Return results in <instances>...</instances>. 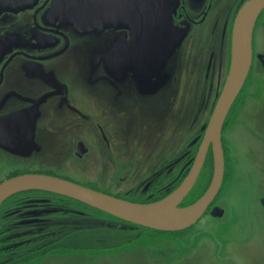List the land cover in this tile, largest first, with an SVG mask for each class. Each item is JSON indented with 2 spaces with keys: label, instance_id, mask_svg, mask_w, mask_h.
Masks as SVG:
<instances>
[{
  "label": "flooded vegetation",
  "instance_id": "flooded-vegetation-1",
  "mask_svg": "<svg viewBox=\"0 0 264 264\" xmlns=\"http://www.w3.org/2000/svg\"><path fill=\"white\" fill-rule=\"evenodd\" d=\"M247 1L177 0L172 24L185 34L184 41L165 68L154 64L150 72L145 66L158 62L141 59L132 51L133 43L142 37L133 28L82 34L55 18L53 0L2 14L0 35L20 36L0 63V184L20 175L47 174L134 202L149 203L170 195L191 173L206 137L231 71L237 13ZM114 4L123 9L126 0ZM263 14L264 9L253 31L252 65L222 127V186L200 219L215 216L216 207L223 210L217 217L226 212L217 201L240 160L231 155L237 145L233 136L258 170L256 183L264 182V122L250 121L254 127L236 118L242 99L250 95L258 111L264 108V86L255 82V67L261 65L264 70L260 58L264 52L255 50ZM117 16L113 14L110 22H126ZM88 41L95 44L86 56L81 55L77 45ZM76 79L83 83H75ZM160 92L163 98L156 96ZM12 113L17 114L4 123L3 117ZM235 119L244 127L228 132ZM31 125L35 126L33 136ZM51 147L62 154L55 164L58 167L40 157ZM214 164L211 143L198 178L180 206L196 202L205 193ZM204 176L207 185L192 198ZM263 198L257 197L264 208ZM84 214L119 220L54 191L13 193L0 204V264H80L71 258L80 251L74 240L101 229L81 225ZM130 224L161 234L193 227L162 231Z\"/></svg>",
  "mask_w": 264,
  "mask_h": 264
},
{
  "label": "water",
  "instance_id": "water-1",
  "mask_svg": "<svg viewBox=\"0 0 264 264\" xmlns=\"http://www.w3.org/2000/svg\"><path fill=\"white\" fill-rule=\"evenodd\" d=\"M39 1L0 0V16L4 13L31 9ZM112 1L111 6L109 0H53L52 11L56 14V19L82 34L92 35V33L103 32L110 27L121 28L122 26L138 30V34L142 37L133 43L132 51L141 59L158 62L145 66L149 72L154 68V64L165 68L168 60L177 52L185 38V34L180 33L172 24V12L176 10L177 0H126L123 9L116 7L115 0ZM263 9L264 0H248L238 11L232 45L233 60L225 89L211 118L191 173L170 195L149 203L134 202L60 177L47 174H26L13 177L0 184V204L4 199L22 189H46L76 198L127 222L162 231H178L195 224L222 186L225 172L222 127L232 103L248 76L253 59V30ZM113 14L115 17L116 14L118 15L117 19L126 22L116 25L113 23L115 20H112L111 23ZM17 38L19 37L15 33L0 35V63L9 53L10 46L17 41ZM87 49L90 48H86L85 51ZM88 52L89 50L81 55L86 56ZM260 58L264 59V54L260 55ZM17 113L2 116L3 119L6 118L4 123L11 122L10 120ZM31 126L30 131L33 136L35 126ZM211 143L215 160L211 184L196 202L188 206H180L179 204L198 178ZM262 204L264 205V198ZM222 213L223 210L219 207H216L213 212L215 216L222 215Z\"/></svg>",
  "mask_w": 264,
  "mask_h": 264
},
{
  "label": "rangeland",
  "instance_id": "rangeland-1",
  "mask_svg": "<svg viewBox=\"0 0 264 264\" xmlns=\"http://www.w3.org/2000/svg\"><path fill=\"white\" fill-rule=\"evenodd\" d=\"M220 8L225 7L222 5ZM256 35L255 50L264 52V14L260 18ZM94 44L95 41L79 43L76 51L86 53L89 50L85 51L86 48ZM178 61L177 57L174 63ZM255 71V82L264 86V76H261L264 70L261 65L255 67ZM77 82L81 85L83 80ZM156 96L163 98L161 92ZM242 101L236 118L251 126L254 124L250 121L264 122V108H260L259 114L256 109L258 104L252 95ZM242 125L244 127L240 120L235 119L228 132L232 133ZM235 138L233 136L237 145L231 155L240 160L234 164V173L231 171V178L217 201L226 209L224 216L206 215L185 232L161 234L115 218L106 219L101 214H84L81 225L100 227L102 230L85 232L75 239L80 245V251L77 257L71 258L80 260V264H264V208L257 199L264 195V182L256 183L258 170L249 155L245 156V149ZM59 155L62 156L51 147L41 153L40 157H46L48 165H55L59 163ZM207 183L204 176L193 191L192 198H196Z\"/></svg>",
  "mask_w": 264,
  "mask_h": 264
}]
</instances>
